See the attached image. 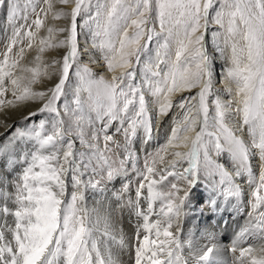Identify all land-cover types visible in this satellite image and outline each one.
I'll return each mask as SVG.
<instances>
[{
	"label": "snow or ice",
	"instance_id": "obj_1",
	"mask_svg": "<svg viewBox=\"0 0 264 264\" xmlns=\"http://www.w3.org/2000/svg\"><path fill=\"white\" fill-rule=\"evenodd\" d=\"M0 8L7 10L12 27L0 50V113L37 104L24 121L51 117L13 133L23 147L13 148L6 163L21 171L11 181L0 177V186L14 189L0 190L5 201L0 205L5 217L0 264H119L113 245L130 248L133 264H220L214 247L191 260L184 254L191 240L182 239L180 220L201 174L213 193L207 200L210 209L218 207L221 196L240 201L243 193L235 181L247 175L253 189L249 221L230 251L236 253L246 236L264 240V0H26L23 8L18 0H0ZM85 16L84 24H78ZM49 19L68 23L58 26ZM210 23L222 29L213 34V44L219 49L222 36L231 53L220 87L206 41ZM83 28L91 32L92 46L111 79L96 78L80 64ZM60 49L61 58L45 59ZM33 51L31 66L24 64ZM73 70L77 83L69 104L63 98ZM44 80L51 86L36 90ZM221 92L230 99H222ZM174 109L179 111L165 143L147 151L160 121ZM230 117L239 118L237 126L230 125ZM0 126L11 130L14 124L0 119ZM245 130L247 139L240 134ZM136 142L144 146L142 169L136 168ZM120 151L123 158L114 167L113 156ZM225 154L231 172L213 159ZM257 158L258 176L252 164ZM129 161L139 183L135 199L126 203L143 221L132 245L123 234L117 238L107 222L100 227L85 196L89 189L104 191L102 181L127 175ZM105 170L106 176L101 175ZM165 184L167 191L162 190ZM130 186L125 183L113 195L122 200ZM237 260L264 264V245L239 248Z\"/></svg>",
	"mask_w": 264,
	"mask_h": 264
},
{
	"label": "bare ground",
	"instance_id": "obj_2",
	"mask_svg": "<svg viewBox=\"0 0 264 264\" xmlns=\"http://www.w3.org/2000/svg\"><path fill=\"white\" fill-rule=\"evenodd\" d=\"M0 19H7V10H3L2 8H0ZM86 19V16L82 19H79L78 24L83 25ZM62 21L65 20L53 22L51 19H49L48 23H55L58 26H64L62 25ZM65 23L67 24L68 22L65 21ZM214 33L221 32L219 30V27L215 23H210L206 41L208 43L209 54L213 59L217 86L220 87V81L222 79L221 72L223 68L228 65L231 53L230 49L223 47L222 39L220 37L217 38V42L221 44V47L218 49L213 44ZM44 34L46 33L42 31L41 35ZM78 39L81 51L83 53L80 58V64L87 65L89 68H91L95 73L96 78L103 76L105 79H111L112 74L107 72L104 66V61L101 59L100 52L98 51V49L92 46L93 39L89 29H80ZM53 52H57V50L51 51V53ZM51 53L49 56L52 55ZM63 53L64 50L62 51L61 55H63ZM34 56L35 52H30L26 56L23 63L31 66ZM52 57H56V55H52ZM56 58H61V56H57ZM93 60L95 62H93ZM76 83L77 81L73 70L71 83L72 89H74ZM50 86L51 83L44 80L34 87L36 88V90H43L45 87ZM194 92L195 90H193L192 94H194ZM185 94L187 95V93ZM218 94L221 95V98L224 100L230 99L228 95L222 92ZM84 96H86V93L84 94ZM176 99L178 100L179 97L177 96ZM37 107V104H28L27 106H23L17 110H8L6 114L0 113V119H5L7 124H11L14 122L24 123L25 121L23 120V117L27 116L29 111H35ZM178 111V109H174L169 113L168 116L164 117L160 121L159 132L156 136V139H154V141L148 147L147 151H153L159 144L165 143L167 135L170 131L172 118L177 115ZM238 121V117L229 118L230 125L237 126ZM6 134V129L0 126V177H6L8 181H11L16 173L20 171L21 167H8L6 163L7 160H4L6 156L4 157L3 154L5 153L6 148L10 145V138L7 137ZM240 134L243 135L245 139L248 138L246 130ZM18 147L16 148L20 150V148ZM143 148L144 146L140 142H136L133 145V149L141 157L145 156V151L143 150ZM18 152L19 151H17V153ZM16 158L18 157L16 156ZM213 159H217L218 163L224 164L230 172L233 171L232 163L230 162L227 154L219 158L213 155ZM252 164L254 172L258 176V158L254 159L252 161ZM122 181V178L119 176L111 182L104 183L102 185V187L105 189L104 191L92 189L87 190L85 193L86 203L90 209H95L94 216H98L100 218L101 228H103L104 223L107 222L111 231L117 236V238H119L120 234H123L126 242L129 245H132L136 235L137 226L138 224H142L143 221L138 219L134 215V211L130 207H128L126 203L129 198L135 199V192L133 191V189L129 190L130 192L125 194L122 200H117L113 195V193L119 192V190L121 189L120 185ZM235 182L239 184L242 189L243 195L240 201H237L235 198L225 201V199H221L219 197L218 207L216 209H211V212L207 215H202L200 213V208H195L191 212H189L187 208L184 209L186 215L182 216L180 220V227L182 229L181 237L182 239L191 240V247L185 248L184 250L186 258H189L191 260L192 257L198 256L202 253V251L206 250L207 247H214L213 256L220 262V264H239V261L237 260V257L239 256V248L253 247L258 249L262 245H264V240L246 236L243 240L238 242V250L236 253H232L230 251L233 246V242L237 240L238 233L243 227L248 224V213L249 211H251L248 202L251 199L250 193L253 190L248 184V177L246 174L237 177ZM0 190H6L10 193L14 191L10 184H8L6 189L0 186ZM71 190V187H69V192ZM208 191L209 196L208 198H206L205 203L203 204L205 209L209 208L207 200L210 196L213 195V193L209 189ZM3 203H5V201L3 199H0V205H2ZM7 204L10 208H14V205L11 201H7ZM142 207H146V205L142 203ZM6 219L9 225L13 223V218L11 216L7 217ZM153 219H155V217H153ZM4 221L5 217L3 216V214H0V224H3ZM5 235L9 239L11 238L8 233H5ZM112 251L114 256H116V258L118 259L119 264H133L134 253L130 250V248L120 249L117 245H113Z\"/></svg>",
	"mask_w": 264,
	"mask_h": 264
},
{
	"label": "rangeland",
	"instance_id": "obj_3",
	"mask_svg": "<svg viewBox=\"0 0 264 264\" xmlns=\"http://www.w3.org/2000/svg\"><path fill=\"white\" fill-rule=\"evenodd\" d=\"M18 3L20 4V6H21V8H23V5L26 3V0H18ZM217 7H218V5H217ZM3 10H6V9H4V8H2ZM214 14V13H213ZM34 17H30V20L31 19H33ZM2 20V21H1ZM0 50H2L3 48H4V45H5V43L7 42V39H8V37L10 36V34H11V31H12V27H11V25L9 24V22H8V19H0ZM63 23H62V25H64L65 26V21H62ZM78 22H79V19H78ZM18 23H23V21H19ZM8 25V26H7ZM217 25V24H216ZM61 26V25H60ZM218 27H219V30H220V32H222V29L220 28V26L219 25H217ZM157 28H158V25H157ZM221 39H223L222 38V36L220 37ZM62 51H63V49H60V50H57V52H53V53H51V51L50 52H48V53H46L45 54V59L46 60H51L53 57H52V55L53 56H55L56 55V57L57 56H61L62 57V55H61V53H62ZM50 53L52 54L51 56H49L50 55ZM57 53V54H56ZM60 53V54H59ZM72 91H73V89H72V86L70 85L69 86V88H68V92H67V95H66V97L65 98H63V99H66L67 100V102L69 103V104H71V102H72V99H73V96H72ZM87 95V94H86ZM86 97V96H85ZM63 99H62V102H63ZM47 115V116H46ZM65 119L66 120H68L69 118L68 117H65ZM41 120H47V121H49L50 122V120H51V117H50V115L49 114H41V115H38V116H35V117H33V118H31L30 120H28V121H25L24 123H19V122H14V123H11V124H14V127L11 129V130H6L7 131V137H9L10 138V141H9V147H7L6 148V150H5V153L3 154L4 155V157H5V159L4 158H2V159H4V160H8L9 158V156H8V153H10L11 151H12V149L13 148H15V149H17L16 147H18V148H22V144L20 143V142H18V141H16V140H14L13 139V133H15V131L17 130V129H20L21 131H27V130H29V129H31L32 128V126L34 125V124H39V122L41 121ZM95 127H97V128H99L100 127V125H99V123H97L96 125H95ZM114 131V127L112 128V129H110L109 130V134H111L112 132ZM117 139H119V140H121V143L123 142V139H122V137L121 136H117ZM102 142V141H101ZM28 147H31V145L29 144L28 145ZM76 147L77 148H80V145H79V142L77 141V143H76ZM17 150H19V149H17ZM135 151V150H134ZM136 152V151H135ZM19 153V154H18ZM17 154H16V156L19 158V155H20V152H18ZM137 153V152H136ZM137 155H138V157H139V159L137 160V162H136V168H140V169H142L143 168V163H144V156H139V154L137 153ZM120 158H123V153H122V151H120L119 152V156H113V159L114 160H116L117 161V163L116 164H114V167H118L119 165H118V159H120ZM185 167L187 166L186 164L184 165ZM126 167H127V169H128V171H127V175H121L120 177L122 178V183H121V185H120V187L122 188V186L125 184V183H129V182H131V186H130V190L131 189H133V191L135 192V188L137 187V185H138V183H139V180H138V178H137V176H136V174H135V170L133 169V166H132V163H131V161H129L128 163H127V165H126ZM20 171H21V169H20ZM19 171V172H20ZM101 175H104V176H106V170L103 172V173H101ZM123 176V177H122ZM96 179H100V176H97L96 177ZM171 179V178H170ZM216 179L218 180L219 179V177H216ZM106 182H108V181H102V185L104 184V183H106ZM209 183V181H207L205 178H204V176H203V174H201V179H200V183L197 185V187H196V189L194 190V192H195V194H194V196L193 197H191L190 198V205L189 206H187V207H185V208H187L188 210H189V212H191V211H193V209H195V208H200L201 209V211H200V213L202 214V215H207L208 213H210L211 212V209L210 208H207V209H205L204 208V203H205V200H206V198H208V196H209V191H208V189L209 188H207V187H205V185L206 184H208ZM162 190L163 191H167L168 190V185L167 184H165L164 186H163V188H162ZM130 192V191H129ZM221 199H224V197H220ZM230 199H232V198H230ZM229 199V200H230ZM234 199V198H233ZM143 203V202H142ZM201 205V206H200ZM202 207V208H201ZM157 208H158V205H157ZM199 210V209H198Z\"/></svg>",
	"mask_w": 264,
	"mask_h": 264
}]
</instances>
